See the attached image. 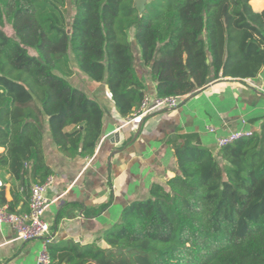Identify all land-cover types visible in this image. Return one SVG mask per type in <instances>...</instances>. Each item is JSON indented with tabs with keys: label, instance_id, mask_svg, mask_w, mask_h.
I'll return each instance as SVG.
<instances>
[{
	"label": "trees",
	"instance_id": "trees-1",
	"mask_svg": "<svg viewBox=\"0 0 264 264\" xmlns=\"http://www.w3.org/2000/svg\"><path fill=\"white\" fill-rule=\"evenodd\" d=\"M135 1L72 0L71 17L70 0H0V165L24 199L20 211L17 199L8 203L10 212H27L32 186L52 175L46 128L65 158L97 150L105 111L72 84L76 73L105 84L124 119L146 95L137 62L158 98L196 94L212 77H258L264 11L252 0H148L143 14ZM257 121L258 131L217 151L196 134L181 136L172 143L178 173L122 210L106 248L51 242V263L264 264V117ZM0 197L6 204L3 190Z\"/></svg>",
	"mask_w": 264,
	"mask_h": 264
},
{
	"label": "crops",
	"instance_id": "crops-1",
	"mask_svg": "<svg viewBox=\"0 0 264 264\" xmlns=\"http://www.w3.org/2000/svg\"><path fill=\"white\" fill-rule=\"evenodd\" d=\"M250 4L254 11H264V0ZM138 63L146 95L154 97L156 84L149 68ZM80 80L104 108V133L94 156L68 159L45 130L44 159L55 179L47 193L50 205L45 220L52 243L58 245L73 242L106 248L105 232L119 221L122 210L148 198L152 184H165L178 173L172 143L183 144L181 136L196 134L203 146L217 151L218 138L240 130L258 131L257 120L264 117V66L256 79H219L187 96L179 108L146 118H122L105 84H89L84 76ZM209 127L216 132L210 133ZM4 151L0 148V154ZM0 190L7 206L17 199L16 210L23 208L20 182L1 165ZM42 248V241L24 242L14 228L0 225V264H38Z\"/></svg>",
	"mask_w": 264,
	"mask_h": 264
},
{
	"label": "built area",
	"instance_id": "built-area-1",
	"mask_svg": "<svg viewBox=\"0 0 264 264\" xmlns=\"http://www.w3.org/2000/svg\"><path fill=\"white\" fill-rule=\"evenodd\" d=\"M187 96H171L166 98L145 95L140 110L134 117L146 118L162 111H170L182 106ZM245 123V122H244ZM210 133L216 130L208 128ZM253 131L240 130L228 136L217 139V146L221 148L241 138L250 137ZM55 182L54 176L50 175L42 183L34 184L31 188L29 210L25 213L10 212L8 206L2 203L0 197V225H9L17 232L18 237L24 241H42L43 248L38 257V264H52L47 251V244L53 240L51 227L45 220V213L50 205L47 193ZM1 195V190H0Z\"/></svg>",
	"mask_w": 264,
	"mask_h": 264
},
{
	"label": "rangeland",
	"instance_id": "rangeland-1",
	"mask_svg": "<svg viewBox=\"0 0 264 264\" xmlns=\"http://www.w3.org/2000/svg\"><path fill=\"white\" fill-rule=\"evenodd\" d=\"M70 2H71V4H70L71 5V8H72V11L70 13L71 14L70 16L72 17L74 15L75 11H74V4H73L72 0H70ZM69 10H71V9L69 8ZM1 29H3V31H5L9 36H11V37L14 38L15 35H14L11 27L7 23L3 27H1ZM132 36H133V34H131V38H132ZM135 53L139 56V50L138 49H135ZM140 61H141V59H140ZM138 64L139 63L137 62V65ZM74 66H76V65H74ZM80 76H84L87 79V82L89 84H95L91 79H89L88 76H86V75H84L82 73H78V75L71 77L70 78V81L74 85H76L77 87H79L81 89H84V90L85 89H88V84H86V82H83L82 83V81L80 80ZM78 82H79V85L77 84Z\"/></svg>",
	"mask_w": 264,
	"mask_h": 264
},
{
	"label": "water",
	"instance_id": "water-1",
	"mask_svg": "<svg viewBox=\"0 0 264 264\" xmlns=\"http://www.w3.org/2000/svg\"><path fill=\"white\" fill-rule=\"evenodd\" d=\"M147 3H148V0H136L135 1L136 8L138 9V12L140 14L144 13ZM213 81H214V78L212 77V78H210L209 83H212ZM141 125L139 126V130L141 128Z\"/></svg>",
	"mask_w": 264,
	"mask_h": 264
}]
</instances>
